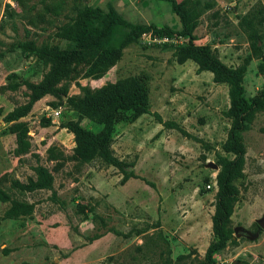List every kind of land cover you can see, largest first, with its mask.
Returning <instances> with one entry per match:
<instances>
[{"label": "rangeland", "instance_id": "rangeland-1", "mask_svg": "<svg viewBox=\"0 0 264 264\" xmlns=\"http://www.w3.org/2000/svg\"><path fill=\"white\" fill-rule=\"evenodd\" d=\"M81 5H111L140 34L101 78L81 74L65 82L66 96L135 76L146 86L150 112L115 124L110 146L121 167L99 157L78 162L72 158L75 136L62 126L73 121L98 131L102 124L80 117L66 96L46 94L21 118L30 148L17 157L15 135L3 117L26 102L27 88L0 90V177L8 173V179L27 182L36 179L37 165L53 174L51 189L19 192L8 180L1 184L12 198L35 207L29 216L8 218L10 203L0 200V264H202L214 238L219 158L233 157L222 148L231 123L225 113L229 85L216 82L210 71L199 72L190 59L177 62L174 48L186 37L154 31L180 28L172 0H0V87L11 73L33 83L42 79L46 67L16 43L65 46L58 33ZM195 33L196 43L209 44L226 65H245L248 97L262 88L264 0H201ZM42 118L51 124L42 126ZM242 135L244 175L235 181L239 193L230 226L233 235H248L229 239L214 254L215 264H264V229L258 224L264 214V109L253 112Z\"/></svg>", "mask_w": 264, "mask_h": 264}, {"label": "trees", "instance_id": "trees-1", "mask_svg": "<svg viewBox=\"0 0 264 264\" xmlns=\"http://www.w3.org/2000/svg\"><path fill=\"white\" fill-rule=\"evenodd\" d=\"M9 6L7 4L6 8ZM205 6H209V3L205 2ZM172 10L179 17L180 28L162 26L159 29L154 28V31L160 35L187 38V41L174 48L173 56L177 62L183 63L190 59L197 64L199 72L210 71L216 82H226L229 85V107L225 113L231 123L222 148L233 157L219 158L220 170L216 178L218 191L212 216L214 238L206 250V261L202 263L215 264L214 254L224 248L227 241L234 236L230 216L239 193L235 181L244 175L246 149L242 133L248 128L253 112L264 109V84L255 95L248 97L243 85L245 65L230 67L209 44L196 43L195 29L201 15V0H172ZM242 19L245 24L252 25L251 19ZM139 34V29L124 19L111 5H108L107 9L81 5L77 8L75 16L65 23L58 33V37L66 42L65 46L47 42L37 44L31 39L18 41L15 47L26 57L41 61L47 71L37 83L21 80L18 75L11 73L8 75L9 82L0 87L1 92L15 91L20 86L27 88L26 102L15 106L3 117L4 122L10 123L9 131L15 135V156L27 153L30 148L29 128L21 118L31 111L37 100L46 94L63 100L67 90L65 82L76 79L81 74L85 78H101L120 58L122 48L136 41ZM252 46L256 49V41H252ZM258 68L264 73V61L259 63ZM81 89V94L66 96V103L78 111L80 117H88L102 124V127L98 131H92L73 121L62 126L75 136L76 145L72 158L78 162H88L99 157L108 164L121 167L122 161L114 156L110 146L114 127L121 120H133L150 112L146 86L139 78L129 76L108 82L99 88ZM50 124V118L41 119L42 126ZM54 157L56 155L53 154L52 158ZM35 172L36 179L29 178L27 182L15 177L8 179V173L0 177V200L10 203L4 212L6 217L16 219L29 216L33 213L35 205L34 202L12 198L2 187L3 181L8 180L9 188L19 192L52 188L53 174L47 167L37 165Z\"/></svg>", "mask_w": 264, "mask_h": 264}, {"label": "water", "instance_id": "water-1", "mask_svg": "<svg viewBox=\"0 0 264 264\" xmlns=\"http://www.w3.org/2000/svg\"><path fill=\"white\" fill-rule=\"evenodd\" d=\"M213 166L214 167H217V165H215V164H213ZM258 224H259V226L262 229H264V214H263V217L258 221ZM241 235H248V234L246 232L244 233V232H238V231H236L235 232V235L233 236V238L234 237H240Z\"/></svg>", "mask_w": 264, "mask_h": 264}, {"label": "built area", "instance_id": "built-area-1", "mask_svg": "<svg viewBox=\"0 0 264 264\" xmlns=\"http://www.w3.org/2000/svg\"><path fill=\"white\" fill-rule=\"evenodd\" d=\"M163 41H168L169 39L167 37L162 38Z\"/></svg>", "mask_w": 264, "mask_h": 264}]
</instances>
